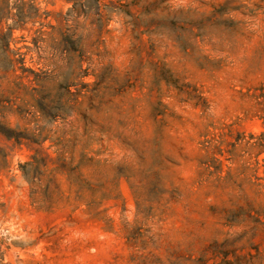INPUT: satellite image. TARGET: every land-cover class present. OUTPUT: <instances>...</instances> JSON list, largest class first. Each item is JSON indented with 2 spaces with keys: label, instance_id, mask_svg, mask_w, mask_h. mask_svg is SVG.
I'll use <instances>...</instances> for the list:
<instances>
[{
  "label": "clouds",
  "instance_id": "obj_1",
  "mask_svg": "<svg viewBox=\"0 0 264 264\" xmlns=\"http://www.w3.org/2000/svg\"><path fill=\"white\" fill-rule=\"evenodd\" d=\"M0 264H264V0H0Z\"/></svg>",
  "mask_w": 264,
  "mask_h": 264
}]
</instances>
